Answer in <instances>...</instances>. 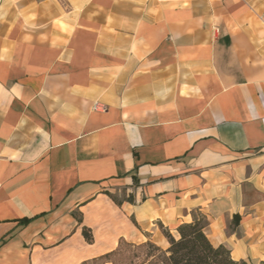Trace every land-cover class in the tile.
<instances>
[{
  "label": "crops",
  "instance_id": "obj_1",
  "mask_svg": "<svg viewBox=\"0 0 264 264\" xmlns=\"http://www.w3.org/2000/svg\"><path fill=\"white\" fill-rule=\"evenodd\" d=\"M195 211L264 262V0H0V264H112Z\"/></svg>",
  "mask_w": 264,
  "mask_h": 264
},
{
  "label": "trees",
  "instance_id": "obj_2",
  "mask_svg": "<svg viewBox=\"0 0 264 264\" xmlns=\"http://www.w3.org/2000/svg\"><path fill=\"white\" fill-rule=\"evenodd\" d=\"M191 218V222L177 225L175 234L159 225L161 234L166 240V247L155 245L150 241L141 244L120 241L114 251L99 258L98 261L107 260L112 264H117L112 261V258L117 255L122 245H127L142 250V260L139 264H246L243 261L233 260L229 250L224 246L215 247L209 242L205 234L207 220L203 214L195 211L191 214ZM82 235L87 243L92 242L89 229L83 228ZM138 257L134 255V258ZM127 264H132V262Z\"/></svg>",
  "mask_w": 264,
  "mask_h": 264
},
{
  "label": "rangeland",
  "instance_id": "obj_3",
  "mask_svg": "<svg viewBox=\"0 0 264 264\" xmlns=\"http://www.w3.org/2000/svg\"><path fill=\"white\" fill-rule=\"evenodd\" d=\"M158 243V242H157ZM159 244V243H158ZM162 246L161 244H159ZM134 255L139 256L138 258H134ZM142 260V250L131 248L127 245H122L115 257L112 258V261L120 264H127L132 262V264H139Z\"/></svg>",
  "mask_w": 264,
  "mask_h": 264
}]
</instances>
